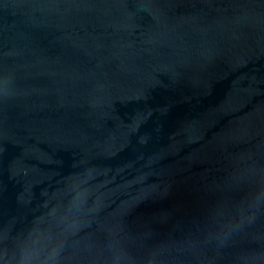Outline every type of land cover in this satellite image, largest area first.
<instances>
[{
  "label": "water",
  "instance_id": "95a60500",
  "mask_svg": "<svg viewBox=\"0 0 264 264\" xmlns=\"http://www.w3.org/2000/svg\"><path fill=\"white\" fill-rule=\"evenodd\" d=\"M0 264H264V0H0Z\"/></svg>",
  "mask_w": 264,
  "mask_h": 264
}]
</instances>
